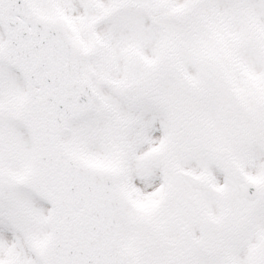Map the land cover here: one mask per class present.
Listing matches in <instances>:
<instances>
[{
    "label": "snow or ice",
    "instance_id": "6c2138e0",
    "mask_svg": "<svg viewBox=\"0 0 264 264\" xmlns=\"http://www.w3.org/2000/svg\"><path fill=\"white\" fill-rule=\"evenodd\" d=\"M0 264H264V0H0Z\"/></svg>",
    "mask_w": 264,
    "mask_h": 264
}]
</instances>
